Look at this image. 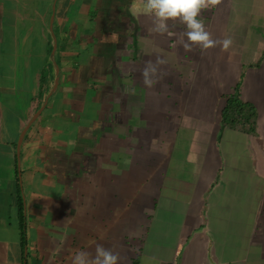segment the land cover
I'll return each instance as SVG.
<instances>
[{
    "label": "crops",
    "instance_id": "0c3cea01",
    "mask_svg": "<svg viewBox=\"0 0 264 264\" xmlns=\"http://www.w3.org/2000/svg\"><path fill=\"white\" fill-rule=\"evenodd\" d=\"M145 2L0 0V264H264V0L201 10L226 51Z\"/></svg>",
    "mask_w": 264,
    "mask_h": 264
},
{
    "label": "clouds",
    "instance_id": "9594fccd",
    "mask_svg": "<svg viewBox=\"0 0 264 264\" xmlns=\"http://www.w3.org/2000/svg\"><path fill=\"white\" fill-rule=\"evenodd\" d=\"M220 3L221 0H146L143 8L145 13L155 17L154 30L161 34L168 31V20H181L187 27L186 35L190 42L184 44L186 49L191 50V44H198L203 49L220 46L226 51L231 46L232 40L230 38L222 41L214 40L205 30L203 21L198 19L202 9L215 7ZM161 63L164 61L158 58L155 63L149 61L145 65L141 73L145 86L151 87L156 82L154 77L157 66ZM120 259L119 253L98 244L94 255L91 252L76 250L71 264H119Z\"/></svg>",
    "mask_w": 264,
    "mask_h": 264
},
{
    "label": "trees",
    "instance_id": "16d2710c",
    "mask_svg": "<svg viewBox=\"0 0 264 264\" xmlns=\"http://www.w3.org/2000/svg\"><path fill=\"white\" fill-rule=\"evenodd\" d=\"M246 106H250V104H246L241 102V100L239 99V94L238 91L236 89V91L229 95L227 98V102L225 107L222 110V114H221V123H229V124H235V123H250L249 127L252 129V126L254 124H252V122L250 121L254 116H255V111L253 109V107H251V113L248 115V112L244 111V107ZM244 118V119H243ZM242 119L245 121H242ZM250 121V122H249Z\"/></svg>",
    "mask_w": 264,
    "mask_h": 264
}]
</instances>
